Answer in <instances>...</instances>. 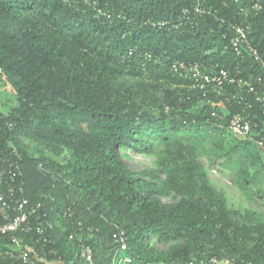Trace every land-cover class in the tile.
Here are the masks:
<instances>
[{
    "label": "trees",
    "instance_id": "obj_1",
    "mask_svg": "<svg viewBox=\"0 0 264 264\" xmlns=\"http://www.w3.org/2000/svg\"><path fill=\"white\" fill-rule=\"evenodd\" d=\"M236 24L262 63L244 45L245 59L237 54ZM176 61L264 81V0H0V95L13 100L0 103V192L18 160V182L52 224L0 233V248L19 239L32 249L31 262L0 264H90L84 245L94 264H114L120 231L126 264L264 262V214L232 203L205 163L252 188L264 166V109L238 83L194 87ZM237 113L258 122L253 138L227 139ZM131 150L153 166L131 168ZM172 193L179 199L165 202Z\"/></svg>",
    "mask_w": 264,
    "mask_h": 264
},
{
    "label": "built area",
    "instance_id": "obj_2",
    "mask_svg": "<svg viewBox=\"0 0 264 264\" xmlns=\"http://www.w3.org/2000/svg\"><path fill=\"white\" fill-rule=\"evenodd\" d=\"M259 3L260 2L255 3V7L258 9L261 8V4ZM196 9L201 11L199 6ZM164 24L165 23H162L161 21L153 22L155 27H162ZM233 29H235L236 33L234 34L232 45L237 54L242 56L243 60L245 59L243 48L241 49L240 47V45H244L243 47L250 52L253 58L257 62L262 63L263 61L261 60L258 50L250 45L247 27L242 24H236ZM173 70L182 75H189L195 81L194 87H199L201 89H206L212 86H218L222 89L226 83H238L239 85H243L246 92L254 94L255 100L258 101L264 109V88L260 87L261 84L264 85V81L260 76L255 77L256 83H254V78L252 80L249 78H238L231 73L230 69H226L225 67H222L219 74L215 73L211 75L203 71L199 63H187L186 61L174 62ZM204 95L207 96V92H204ZM236 98L237 96L232 94L229 101L232 99L236 101ZM242 99L243 98L241 97V100ZM252 106L253 103L248 102V107L252 108ZM213 115H217V112L214 111ZM257 125L258 122L256 120L244 117V115L237 113L231 118L229 128L235 136L253 138L252 132ZM258 141L260 145L264 146L263 135L260 136ZM14 153L18 154L16 149H14ZM16 163H19V161L15 160L9 164L10 183L8 184L6 191L0 192V233L26 234L32 232L34 229L43 232L47 230L48 227H52V224L48 221L44 222L47 213L41 211L42 204L38 203L32 205L29 197L26 196L24 184L18 182L20 175ZM115 237L119 241V248L114 257V264H126L130 259L121 253V250L126 248L124 231H120L119 234L116 233ZM31 250V248H27V250L22 249L21 241L17 239L16 242L10 245L7 249L0 248V257L12 258L15 260L22 259L28 263L31 262V259L27 251ZM81 254L90 264H94L93 249L90 245H84ZM176 264H264V262L253 259L246 260L244 257L234 255H226L222 257L213 255L208 260H188Z\"/></svg>",
    "mask_w": 264,
    "mask_h": 264
},
{
    "label": "rangeland",
    "instance_id": "obj_3",
    "mask_svg": "<svg viewBox=\"0 0 264 264\" xmlns=\"http://www.w3.org/2000/svg\"><path fill=\"white\" fill-rule=\"evenodd\" d=\"M11 98L12 96L10 94H3V96L0 95V103L3 106L5 103L6 106L11 107V102H13ZM186 133L187 130H182L179 132V135H185ZM236 138L243 139V137L235 135H232L227 139H230L231 142L239 141ZM129 154L131 155L130 157L125 156L123 157V159L133 169L138 170L144 167H152L155 162V158L151 155L138 153L133 150H131ZM205 163L209 168L210 178L212 179L213 183L222 188V190L229 196L232 203H245L250 207L259 209V211L264 214V166L258 167L261 172L257 173V175L255 176V181L251 184L252 188H246L240 184L242 186L241 187L238 182H236V180L228 176L224 171L212 168L211 166H209V164H207L206 161ZM251 171L254 172L253 169ZM242 184H244V182ZM260 189H262V192L259 191ZM178 199L179 197H176L175 193H172L168 197L163 198L165 202L170 203L176 202ZM150 239L151 242H153L154 245L159 249H166L170 246L169 244L156 242L155 239L151 236Z\"/></svg>",
    "mask_w": 264,
    "mask_h": 264
}]
</instances>
